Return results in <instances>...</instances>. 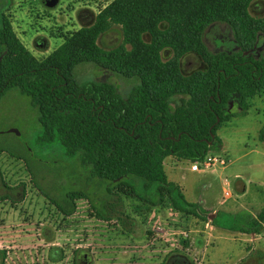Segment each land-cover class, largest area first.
Segmentation results:
<instances>
[{
  "label": "rangeland",
  "instance_id": "374dc122",
  "mask_svg": "<svg viewBox=\"0 0 264 264\" xmlns=\"http://www.w3.org/2000/svg\"><path fill=\"white\" fill-rule=\"evenodd\" d=\"M112 1L59 0L55 7H46L41 0H0V12L5 10L4 17L24 46L43 60L72 33L91 25ZM250 14L263 17L264 3H252ZM122 41L120 27H114L98 44L109 50ZM203 42L213 54L240 49L223 23L208 27ZM256 50L262 53L264 47ZM162 58L171 60L173 52L164 51ZM186 64L193 67L186 74L206 69L196 55L184 57L182 69ZM76 78L109 81L124 97L137 82L105 74L91 63L79 65ZM248 102L247 114L224 123L217 132L219 141L210 144V155L224 159L225 166L194 172L191 162L165 160L168 180L200 207L201 218H196L174 211L170 203L159 204L156 189H145L142 179L129 177L115 188L92 177L90 169L81 166L78 157L67 156L59 142L39 140L40 114L29 97L16 89L6 92L0 97V252H6V260L0 254V264H31L32 257L33 264H86L79 260L83 253L102 255L101 262L89 264H264V225L258 234H245L210 221L220 212L219 220L229 225L228 214L256 217L264 207V92ZM238 111L233 105L231 112ZM240 181L245 184L243 192ZM71 193L82 196L75 199V212L67 218L54 202ZM165 230L169 235L152 241ZM48 231L54 239L38 242L25 236Z\"/></svg>",
  "mask_w": 264,
  "mask_h": 264
},
{
  "label": "trees",
  "instance_id": "16d2710c",
  "mask_svg": "<svg viewBox=\"0 0 264 264\" xmlns=\"http://www.w3.org/2000/svg\"><path fill=\"white\" fill-rule=\"evenodd\" d=\"M254 2L264 0H113L43 60L1 15L0 97L11 89L29 97L40 114L39 140L59 142L92 177L115 188L129 177L142 179L145 189H156L159 204L201 218L200 207L168 180L165 160L204 159L219 141L218 129L247 114L248 100L264 92V54L253 53L264 39V16L250 14ZM216 23L229 26L240 49L208 51L203 36ZM114 27L123 41L105 50L98 40ZM168 50L173 58L164 61ZM193 53L207 69L184 75L181 61ZM88 63L137 82L126 97L106 80L80 82L76 68ZM233 105L237 113L229 112ZM79 196L71 193L54 205L71 216ZM221 216L216 212L214 226L245 234H258L264 225V207L256 217L228 214L229 225Z\"/></svg>",
  "mask_w": 264,
  "mask_h": 264
},
{
  "label": "crops",
  "instance_id": "0c3cea01",
  "mask_svg": "<svg viewBox=\"0 0 264 264\" xmlns=\"http://www.w3.org/2000/svg\"><path fill=\"white\" fill-rule=\"evenodd\" d=\"M18 36V35H17ZM227 183V182H226ZM239 185L240 186H243L244 188H243V190H242V192L243 191H245V184L242 182V181H240L239 182ZM225 192V191H224ZM232 195L231 194H229V196H228V198L229 197H231ZM216 214V213H215ZM215 214L214 215H212V217L210 218V221H213V219H214V217H215ZM67 218H70V216H67ZM49 224V223H48ZM46 228V227H45ZM158 229V228H157ZM156 229V232H158V230ZM46 229H42V231H45ZM48 233L49 234H46L45 232H43L42 234H40V233H33V234H29V235H25V236H27V237H30L28 240H30V241H38V242H41V241H44V240H50V239H54L55 238V235H50V231H48ZM155 236V235H154ZM22 238H24L23 236H22ZM161 238H163L161 235H159L158 233H156V236L154 237V239L152 240V241H154V240H160ZM162 251L164 252V253H166V250L164 249V247H162ZM87 255V259H84V258H82L83 260H85V262L87 261V264H89L91 261H94V263H95V261H97V262H101L102 261V255H96V256H94V257H92L91 255H89L88 253H83L82 255ZM101 254V253H100ZM82 255L80 256V257H82ZM174 256H176V257H181L182 255L181 254H179V253H175L174 254ZM31 264H33V257H32V261H31Z\"/></svg>",
  "mask_w": 264,
  "mask_h": 264
},
{
  "label": "built area",
  "instance_id": "2783aa9c",
  "mask_svg": "<svg viewBox=\"0 0 264 264\" xmlns=\"http://www.w3.org/2000/svg\"><path fill=\"white\" fill-rule=\"evenodd\" d=\"M209 147H211V146L209 145ZM216 164H220L221 166H225L227 163H226V161L224 159H217V158L211 156L210 155V151H209L207 153V155L205 156L204 159H202L200 161H196V162L191 163V170L194 171V172H200L202 170L211 169ZM226 195H229V193L226 192ZM159 229L160 228H158L157 230H159ZM161 233H162L161 236H164L166 234L169 235V232H166V230L165 231H162ZM173 234L176 235L177 233L175 232ZM181 235L184 238H187L188 237V234L187 233H181Z\"/></svg>",
  "mask_w": 264,
  "mask_h": 264
},
{
  "label": "flooded vegetation",
  "instance_id": "af4514ba",
  "mask_svg": "<svg viewBox=\"0 0 264 264\" xmlns=\"http://www.w3.org/2000/svg\"><path fill=\"white\" fill-rule=\"evenodd\" d=\"M42 1V3L44 2L43 0H41ZM58 2H59V0H58ZM44 4V3H43ZM58 4V3H57ZM56 6V5H55ZM55 6H53V7H55ZM47 7V6H46ZM3 16V15H5V10L4 11H1L0 12V16ZM90 17H92L93 18V15L92 14H90ZM235 39V38H234ZM41 41H46V39H41ZM40 41V42H41ZM235 42H236V40H235ZM37 45H39V43L38 44H36V46ZM47 45L49 46V44H48V42H47ZM262 47H264V39L260 42V44L258 45V47H257V45H256V47L254 48V50H253V53H258V54H264V52H262V53H260V52H258L256 49L257 48H262ZM237 51V50H236ZM233 52H235V51H233ZM229 53H231V52H229ZM190 55H196V56H198L201 60H203V58L200 56V55H198V54H195V53H193V54H189V55H187V56H190ZM187 56H185V57H187ZM204 61V60H203ZM205 62V61H204ZM206 63V62H205ZM193 67H191L189 64H186L185 65V68H183L182 69V61H181V70H182V73L184 74V75H190V74H192V73H194V72H196V71H194V72H189L188 74H186L184 71H190L191 69H192ZM206 69H207V63H206ZM206 69H204V70H206ZM204 70H197V71H204ZM232 107L233 106H231V108H230V111L229 112H231V109H232ZM14 196V195H13ZM82 258H84V259H87V255L85 254V255H82V257H80L79 258V260L81 261V263H86L87 264V261L85 262V260H83ZM4 261L6 260V258L5 259H3ZM2 264H3V262H2Z\"/></svg>",
  "mask_w": 264,
  "mask_h": 264
},
{
  "label": "water",
  "instance_id": "95a60500",
  "mask_svg": "<svg viewBox=\"0 0 264 264\" xmlns=\"http://www.w3.org/2000/svg\"><path fill=\"white\" fill-rule=\"evenodd\" d=\"M44 2V5L47 6V7H53L55 5H57L58 3V0H43ZM16 132V131H15ZM217 149H213V151H215Z\"/></svg>",
  "mask_w": 264,
  "mask_h": 264
}]
</instances>
